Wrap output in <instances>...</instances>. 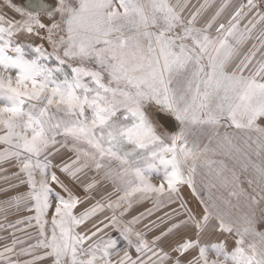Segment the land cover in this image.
<instances>
[{"label": "snow or ice", "instance_id": "6c2138e0", "mask_svg": "<svg viewBox=\"0 0 264 264\" xmlns=\"http://www.w3.org/2000/svg\"><path fill=\"white\" fill-rule=\"evenodd\" d=\"M0 146V264H264V0H0Z\"/></svg>", "mask_w": 264, "mask_h": 264}, {"label": "rangeland", "instance_id": "374dc122", "mask_svg": "<svg viewBox=\"0 0 264 264\" xmlns=\"http://www.w3.org/2000/svg\"><path fill=\"white\" fill-rule=\"evenodd\" d=\"M241 1L243 2V0H241ZM222 131H223V129H222ZM0 147H2V146H0ZM0 167H3V168L8 170L7 171V175L9 177H11V173L12 172L17 170L13 166H11V165H9L7 163L0 165ZM4 175H5V173H0V177H3ZM197 179L199 181L200 177L198 176ZM153 182L154 183H159V180L154 179ZM14 183H18V181L16 179H14V178H11V179H8V180L0 178V188H7L10 184H14ZM25 190H26V188L21 187L20 189L10 191L9 194L12 195V194H15L17 191L22 192V191H25ZM184 192H185L186 196H190V190L187 189L186 187L184 189ZM212 193H213V195H219V193H217L215 189H212ZM203 194L207 195V192L204 191ZM225 195H226V193H225ZM0 198H2V197H0ZM150 206L151 205L149 203H146L145 205L140 206L138 208V211H143L145 207H150ZM28 215H30V213L25 212V211L15 212V210H10L9 213H8V216H7V220L10 221V222H15L17 219H22L23 217L28 216ZM4 222H5L4 221V213H0V223H4ZM18 227H23V225H18ZM10 231L11 230H8V232H10ZM27 232H30V233H32L34 235L35 234V229L34 228H28ZM7 234L8 233H6V232H0V243L3 242L2 238L4 236H6ZM17 235L18 236H23V235H25V233L18 232Z\"/></svg>", "mask_w": 264, "mask_h": 264}, {"label": "crops", "instance_id": "0c3cea01", "mask_svg": "<svg viewBox=\"0 0 264 264\" xmlns=\"http://www.w3.org/2000/svg\"><path fill=\"white\" fill-rule=\"evenodd\" d=\"M217 2H219V0H217ZM240 2H242L241 0H231V3L233 4V5H236V4H238V3H240ZM232 9H229L228 11L230 12ZM225 15H227V13L225 14ZM246 22V21H245Z\"/></svg>", "mask_w": 264, "mask_h": 264}]
</instances>
